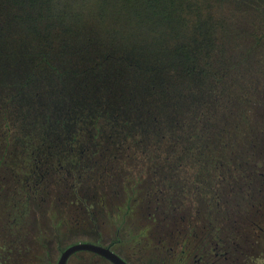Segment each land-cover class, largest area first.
<instances>
[{"label": "trees", "instance_id": "1", "mask_svg": "<svg viewBox=\"0 0 264 264\" xmlns=\"http://www.w3.org/2000/svg\"><path fill=\"white\" fill-rule=\"evenodd\" d=\"M78 241L264 264V0H0V264Z\"/></svg>", "mask_w": 264, "mask_h": 264}, {"label": "water", "instance_id": "2", "mask_svg": "<svg viewBox=\"0 0 264 264\" xmlns=\"http://www.w3.org/2000/svg\"><path fill=\"white\" fill-rule=\"evenodd\" d=\"M85 249L90 250L93 252H97L101 254L102 256L106 257L108 260H110L114 264H128L121 256H119L116 252L108 248L107 246L97 244L94 242H88V241H78L75 243H72L65 247L58 259L56 264H66V261L70 254H72L76 250Z\"/></svg>", "mask_w": 264, "mask_h": 264}, {"label": "rangeland", "instance_id": "3", "mask_svg": "<svg viewBox=\"0 0 264 264\" xmlns=\"http://www.w3.org/2000/svg\"><path fill=\"white\" fill-rule=\"evenodd\" d=\"M75 237H84V236H82V235H79V236H75ZM52 251H51V258L53 259V261H54V263H55V261L58 259V257H59V252L57 251V249L55 250V248L54 249H51Z\"/></svg>", "mask_w": 264, "mask_h": 264}]
</instances>
